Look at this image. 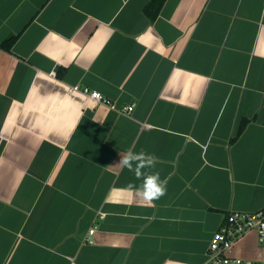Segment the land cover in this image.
<instances>
[{"label":"crops","instance_id":"1","mask_svg":"<svg viewBox=\"0 0 264 264\" xmlns=\"http://www.w3.org/2000/svg\"><path fill=\"white\" fill-rule=\"evenodd\" d=\"M150 2L0 0V264H206L226 215L264 206V0ZM129 148L159 158L151 204Z\"/></svg>","mask_w":264,"mask_h":264},{"label":"built area","instance_id":"2","mask_svg":"<svg viewBox=\"0 0 264 264\" xmlns=\"http://www.w3.org/2000/svg\"><path fill=\"white\" fill-rule=\"evenodd\" d=\"M69 92H80L88 97L91 103H104L116 108L112 101L100 91L78 85L68 86ZM134 103L121 106L119 111L130 113ZM255 230L259 240H264V206L254 211L233 210L229 212L218 228L213 232L208 244V260L206 264H264L230 254L234 242L244 233ZM95 226L91 227L85 235L86 242H92Z\"/></svg>","mask_w":264,"mask_h":264},{"label":"clouds","instance_id":"3","mask_svg":"<svg viewBox=\"0 0 264 264\" xmlns=\"http://www.w3.org/2000/svg\"><path fill=\"white\" fill-rule=\"evenodd\" d=\"M158 162L159 158L155 154L144 150L135 152L129 148L126 152L120 153V159L116 163L121 170L128 169L134 173L137 180L142 181L139 186L130 182L126 188L139 200L148 204L160 199L167 190V181L161 179L159 172L148 171L154 169Z\"/></svg>","mask_w":264,"mask_h":264},{"label":"trees","instance_id":"4","mask_svg":"<svg viewBox=\"0 0 264 264\" xmlns=\"http://www.w3.org/2000/svg\"><path fill=\"white\" fill-rule=\"evenodd\" d=\"M155 3L150 2L147 6H146V11L149 13L150 16H155L158 12V9L161 5V3L163 2V0H153ZM155 4V5H154ZM14 41V37L10 36L7 39V42H1L0 43V47H5V48H10V46L12 45ZM244 123H241L240 127H239V131L242 129Z\"/></svg>","mask_w":264,"mask_h":264}]
</instances>
